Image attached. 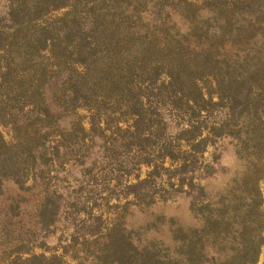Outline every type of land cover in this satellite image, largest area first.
<instances>
[{"label": "trees", "instance_id": "obj_1", "mask_svg": "<svg viewBox=\"0 0 264 264\" xmlns=\"http://www.w3.org/2000/svg\"><path fill=\"white\" fill-rule=\"evenodd\" d=\"M125 1L0 0V125H11L17 135L24 133L18 145L11 147L0 134V264H58L62 259L55 254H30L28 249L36 241L32 233L38 232L51 214L52 198L46 196L35 204L28 217L30 229L24 232L20 228L25 224L26 209L20 206L29 201L20 193L35 188L38 181L37 174L31 172V184L26 186L23 174L36 170L35 152L44 150L51 128L48 120L58 119L60 111L73 116L79 108L87 109L90 119H102L106 100L122 106L137 122L151 119L141 99L142 83L156 91L157 98L164 96L167 104L163 105L187 118L175 138L187 149L178 167L173 171L164 168L168 181L176 179V183H169L173 193L191 196L196 184L192 176L186 179L185 175L191 173L193 157L199 154L202 158L209 146L231 144L234 154L244 159L246 170L237 173L231 186L214 201L207 200L197 184L196 192L205 201L197 211L192 209L198 215L195 225L182 226L173 218H163L159 225L166 230L160 233L156 228L159 220L136 230L118 222L121 225L98 243L92 261L256 264L264 244L259 189L260 162L264 161V57H254L249 43L250 30L264 26V0H204L207 13L203 16L201 9L192 15V4L181 0L185 8L180 13L191 25L184 33L161 30L160 34L167 35L161 44L151 26L141 30L118 22L113 16L116 4L124 3L122 9L117 7L124 12L129 7ZM138 2L151 7L157 4L156 0ZM97 4L104 9L95 14ZM63 8L68 10L57 23L46 21L48 13ZM107 10L112 11L109 14ZM72 57L76 59L70 70L76 68V74L66 78L70 85L64 100L52 102L45 95L49 80L55 76V85L59 80L61 84V78L56 79L68 69L67 61ZM162 69L164 79L158 82L156 76ZM134 75L143 76L142 83L135 82ZM161 148V160H173L174 147L165 143ZM157 160L152 157L145 163L151 170L143 180L128 185L130 193L136 194L138 186L156 178ZM202 168L208 176L213 173L208 164ZM7 185L17 187L18 193L7 194ZM150 229L155 231L149 233ZM73 241L75 246L77 240Z\"/></svg>", "mask_w": 264, "mask_h": 264}, {"label": "rangeland", "instance_id": "obj_2", "mask_svg": "<svg viewBox=\"0 0 264 264\" xmlns=\"http://www.w3.org/2000/svg\"><path fill=\"white\" fill-rule=\"evenodd\" d=\"M187 1L188 4H192L189 7L192 15L200 9L201 16L207 13L204 10V0ZM125 2L129 7L121 12L117 7L122 9L125 4H116V13L113 16L125 26L138 27L141 30L151 26L155 30L153 33H156V41L159 44L167 36L160 34L161 30L166 28L170 32L184 33L188 29L187 26L191 25L180 13V10L185 8L181 0H156L157 4L152 7L150 3L147 6L138 0ZM103 9L101 4L94 6L95 14ZM67 10L63 8L51 11L46 15V21L57 23L56 21L62 18ZM132 10L133 14L130 16ZM107 11L110 14L112 10ZM249 12L253 11L249 10ZM187 16L190 15L187 13ZM263 18L264 14L261 20ZM259 27L261 29L254 27L250 30L252 38L249 47L254 57L263 58L264 36L261 34H264V26ZM73 59L76 58L68 59V69L61 71L56 79L61 78V84L59 80L55 85L56 81L53 80L55 76L49 80L48 87L50 86L51 89L47 87L45 91L48 100L50 98L53 99L52 102L58 99L64 100L65 90L69 89L70 85L66 83V78L68 75L76 74V68L70 70ZM133 79L137 83H142L144 77L134 75ZM156 79L158 82L163 81L164 69L160 70ZM141 85L140 93L143 96L141 99L148 109L147 117L151 119H141L137 122L122 106L118 108L115 103H107L106 100L101 114L102 119H90V112L85 108H79L75 111L74 117L60 111L58 119L48 120L51 128L44 140V150L39 149L35 152L37 153L34 160L36 170L34 169L35 172L31 169L26 170L23 174L24 178L27 177L26 186L32 181L30 173L37 174V185L30 191L20 193L29 200L20 206L26 208L23 210L25 224L24 227H20L24 232L32 226L28 217L35 204L46 199V196L52 198L51 214L48 213L40 230L32 233L36 241L28 246L30 254H44L46 257L52 254L61 256L62 259L58 264H76L80 261L83 264H115L109 259L102 261L95 258L97 262H93L92 258L98 243L111 229L116 230V225L120 224L118 222L129 230L144 229L146 223L163 218H173L182 226H193L196 224L195 218L198 217L196 214L198 206L205 201L204 196L196 192L197 184L203 188L204 194L209 198L207 200L214 201L223 194L224 189L231 186V180L237 173H244L246 170L244 159L234 154L231 144L223 143L221 146L225 149L209 146L202 158L199 154L193 157L194 163L189 166L191 173L185 175L186 179L192 176L196 184L191 196L180 192L173 193L169 183H176V179L168 181L165 169L173 171L178 167L179 159L187 149L183 142L175 139L187 118L181 111L171 110L163 105L166 103L164 96L157 98L156 91L146 89L143 83ZM143 93L148 97L146 98ZM51 105L53 107L55 103ZM7 121L8 119H5L6 123ZM0 134L10 147L17 146L18 140L24 138L23 131L17 135L9 124L0 125ZM165 143L174 147L172 153L174 158H171L173 160L167 157L162 161L160 158V155H164L161 145ZM217 156H219L218 160H216ZM152 157L159 161L156 178L138 186L135 189L136 194L130 193L128 185L143 180L151 170L145 163ZM200 163L202 166L208 164L213 169V173L209 176L204 174L206 169L202 168ZM261 163L263 165L259 189L263 199L261 209L264 211V161L260 162V168ZM16 188L9 185L6 193L9 195L13 192L18 193ZM1 210L0 200V217ZM161 223V221L157 222L156 228L160 233H164L166 226L159 225ZM154 231L150 229L148 232ZM74 239L77 240L75 246ZM256 264H264V244L260 248Z\"/></svg>", "mask_w": 264, "mask_h": 264}]
</instances>
